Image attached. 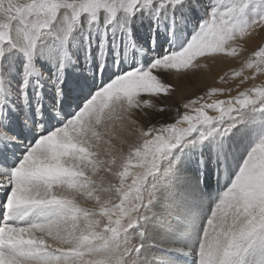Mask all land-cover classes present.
<instances>
[{"label": "snow or ice", "instance_id": "obj_1", "mask_svg": "<svg viewBox=\"0 0 264 264\" xmlns=\"http://www.w3.org/2000/svg\"><path fill=\"white\" fill-rule=\"evenodd\" d=\"M189 7L190 0H0V42L11 41L14 33L31 39L26 52L29 63L20 86L23 96L31 75V50L58 17L67 20L66 39L81 16L91 23L103 15L111 22L118 13L131 18L143 11L155 17L161 11L183 12ZM241 11L236 5L221 9L213 0L208 18L181 50L166 52L147 69L123 71L121 66V74L98 86L52 131H40L39 115L34 118L31 130L39 132L35 143L14 168L0 171V192L4 194L0 264H167L153 251L149 227L157 222L164 228L173 225L163 221L162 212L153 203L156 197L145 185L160 172L159 181L170 184L165 198L179 204L183 193L180 177L172 168L160 171L158 158L193 133L199 134L198 140L189 143L228 136L242 122V110L249 105L264 111V82H253L264 75V43L249 56L243 55V48L237 51L240 40L250 38L257 29L264 31V15L245 22ZM100 47L103 51V39ZM221 54L240 65L220 78L227 86L212 87L201 97L175 105L172 116L163 106L174 90L164 78L171 72L154 70H176L177 75L187 76V70L204 66L201 58L216 59ZM63 67L61 63L56 81L57 104L62 96ZM92 68H96L94 62ZM100 68L108 80L103 57ZM181 69L186 71L180 73ZM88 71L91 75V69ZM229 77L237 79L229 83ZM217 96L226 98L208 102V97ZM40 111L37 105V113ZM43 115L48 116L46 107ZM161 115H166L168 122L157 127L155 117ZM226 116L232 117V122L225 126ZM3 119L0 110V121ZM145 119L151 127H140ZM125 133L136 139L129 141ZM18 144L0 123V170ZM229 156L224 144H218L219 167L230 164ZM83 199L93 206L82 207ZM261 236L264 139L247 153L211 212L196 251L197 264H236V258Z\"/></svg>", "mask_w": 264, "mask_h": 264}, {"label": "rangeland", "instance_id": "obj_2", "mask_svg": "<svg viewBox=\"0 0 264 264\" xmlns=\"http://www.w3.org/2000/svg\"><path fill=\"white\" fill-rule=\"evenodd\" d=\"M217 3L219 4V7L221 9L233 5L241 7L242 11L240 13V17L245 22H250L253 19L259 18L261 15H264V0H217ZM212 6H213V0H190V7L183 12H178L177 10H173L171 11L172 13L170 12L169 14V13H165L164 11H161L162 14L160 13L155 17H153V15L150 12L141 11V12H137L131 18H128L123 14L118 13V15L114 19H112L111 22H108L107 24L108 26L106 25L104 29L97 28L96 22H91L90 23L91 26H89L90 35H88V32L86 33V31L81 29V27L79 26V22L81 20L80 18L79 22L76 25H74V29L80 31L79 32L80 38L78 41H74V44L82 43V46H86L88 43L90 46L93 47L92 52L96 51L99 53V59H101L102 55L104 58L105 56L108 55L109 57L108 60L114 62V64L117 67L115 68V70L109 72L108 80L105 79V81L103 82L104 84L107 83L110 79L115 78V74H121V66L123 68V71H131L133 69H147L155 59L160 58L166 52L181 50L191 40L193 35H195V33L199 30V25L208 18V13ZM203 10H205V12H203ZM121 15L123 17H121ZM120 21H122V23ZM121 25L122 26L124 25L123 26L124 28ZM77 26H79L80 29ZM130 26L133 28H130ZM46 32H48V30H46L44 33ZM135 32L137 35L135 34ZM161 32L164 34V36H162ZM89 38H91L92 40ZM102 39L104 40L103 51L101 50L100 47ZM114 42L117 44L115 48L113 47ZM262 43H264V31H260L259 29H257L255 32L252 33V36L250 38L245 37L244 39L239 41L237 45V51L239 52L240 49L243 48L244 50L243 55L249 56L251 55V52L257 48V45ZM110 49L111 52L108 53L107 51H109ZM200 60L202 62L201 65H204L203 67L192 71L187 70L188 75L189 77H191V79L190 81L187 79L184 81V92H183L184 95H181L180 93L177 94V90L175 91L173 90L174 92H172L171 97L163 101V106L168 111L171 112L172 116H175L176 114L175 105L183 104L187 100H192L201 97L203 96L205 91L210 90L212 87H217V88L226 87L227 85L222 84L220 82V78L224 76L225 73L230 72L233 68H239L240 66L238 60L233 59L231 57L223 58V54L217 56L216 59L202 58ZM89 61L93 63L92 58H89ZM91 70H92V75H95L96 77L95 80L97 81L101 77L100 74L102 73V71L100 70V66L96 64V68H92ZM154 71L156 73L171 72V75L164 76L165 81L170 84L173 83L171 80V76L177 74L176 70L158 69ZM185 71L186 70L181 69L180 73H183ZM192 72H194V74H192ZM233 79H237V78L229 77V83H231ZM253 82L256 84L264 82V75L258 76L256 80ZM172 85L174 86V84ZM96 90L97 88L94 89L93 93ZM232 94L235 95V92H233ZM225 98L226 97L223 96H217V97H208L207 99L208 102H211L212 99H225ZM159 109H160V104H157L156 111H159ZM180 111L183 112L184 109L181 107ZM242 111H243L242 122L237 124V126L233 128L232 132L229 134L235 137L234 142L237 149V157L239 155L240 156L238 158L235 157L234 160H230V164H227L228 166L224 164L223 168H225V166L226 168H228L227 179L224 184L225 186L221 191L220 190L218 191L216 186H214V188L212 187L213 184L215 183V181L212 178H210L209 180L210 182H207L206 179L203 178L204 174H202L203 171H201V169L205 165L201 164V162L204 163L207 162L206 163L207 165L214 163L213 161L215 160V154L213 153L214 154L213 155L212 153H210L211 151L208 150L209 145L207 143H210V141L214 140L213 142H215L216 145L221 144L220 142L223 140L222 139L223 137H219V136L210 137L208 140L203 142L204 144L199 143L198 145L197 144L198 142L189 143V141L198 140L199 134L193 133L191 136L186 137L175 148L167 150L164 154H162L158 158V167L160 171L166 170L168 168H172L173 170H175V172H177L176 174L180 177V181L182 182L181 188L183 186L182 185L183 183L188 182L187 179L193 182L198 180V187L201 191L200 195L202 196L200 199L202 204L195 207L193 212H195L194 214H196L195 218L197 217L196 224L198 226L197 235L199 241L202 235V232L199 233V231L204 229V227L206 226L205 222H207L208 218L210 217V214L214 210L215 205L222 198L223 193L230 187L243 159L245 158V156L251 150L252 147H254L261 139H264V111H261L257 106H252V105H249ZM209 114L211 115L214 113L210 112ZM141 115L144 116L143 113H141L140 116ZM155 119L158 120L156 124L157 127L159 126L160 122H168L166 120L167 119L166 115L156 116ZM231 122H232V117L226 116L224 118L225 126ZM247 122L249 123V125H247L248 124ZM145 125H147L148 127L152 126L148 124L146 120V123L141 124L140 127L143 128ZM126 135L129 141H134L136 139L135 138L136 136L134 135H130L128 133H126ZM198 146H200L203 151L198 150L197 149ZM200 158H202L201 161ZM178 163L180 166L177 165ZM189 171L190 172L192 171L191 174H189L190 173ZM159 175L160 172H156L154 176L149 177L148 183L145 185V189H150L152 193L155 195V197L159 199H164L165 197L163 194L166 191H168L165 190V188L170 190L169 188L170 184L161 183L159 181ZM184 175L186 176V178ZM97 178L99 179V177ZM168 184L169 187H167ZM155 190L156 191L159 190L157 192L158 194L156 193ZM85 201L87 202V199ZM198 244L199 242L196 243L197 248H198ZM196 251L191 256V261L193 262V264H197V256L195 255ZM170 253L172 254L170 256L174 255L172 250L170 251ZM194 256L196 259L194 258ZM177 258L179 257L173 256L172 259L177 260ZM238 258L241 261V264H261V261L264 260V236H261L257 242H255L253 245L248 247L244 252H242L238 256Z\"/></svg>", "mask_w": 264, "mask_h": 264}, {"label": "bare ground", "instance_id": "obj_3", "mask_svg": "<svg viewBox=\"0 0 264 264\" xmlns=\"http://www.w3.org/2000/svg\"><path fill=\"white\" fill-rule=\"evenodd\" d=\"M208 10H209V8H208ZM203 12H205V10H203ZM204 15H206V14H204ZM121 17H123V16L121 15ZM161 17H162V15H161ZM95 22H96L97 28H102V29H104V27L108 24V22H106L104 20L103 15H101V17ZM120 22L122 23V21H120ZM79 26L81 27V29L86 31V33L88 32V35H90L89 26H91V25L89 22H87L86 16L81 17V20L79 22ZM79 26H77V27H79ZM80 27H79V29H80ZM130 28H133V27L130 26ZM66 32H67V20L64 17H58L56 19V21L53 22L50 29H48V32L40 35L36 39L35 45L31 50V65H32L31 73H34V74L29 75L27 86L24 89V94H25V90H29L32 92L33 98H34V93H36L38 90V88H36L37 82H40V84L44 83V84H48V85L51 84L52 85V81H51L52 77L59 76L60 65L64 61L65 62L68 61V63H70V66L72 67L73 70L80 69L82 74L88 73L89 72L88 70L92 69V63L89 61V58H92L93 62L100 66L101 59H99V53L96 51L92 52V49H93L92 46H90L88 43L86 46H82V43L74 44V41H78L80 38L79 37L80 31H78L77 29H74V27H73L72 32L68 33L67 38L65 39V33ZM135 34H136V32H135ZM162 36H164L163 33H162ZM89 39H91V38H89ZM92 39H93V36H92ZM104 39H105V37H104ZM30 43H31L30 38L25 39L23 37V34H20L19 36H17L15 33L13 34V39L11 41L0 42V110H2L4 106H9V101L7 98L16 99L18 97V95L21 97L20 86L24 82L25 64L29 63V59H28V56L26 55V52L28 51V46ZM57 44H58V46H57ZM106 45H105V47H106ZM107 52L110 53L111 49ZM65 53L67 55H65ZM102 57H103V55H102ZM108 59H109L108 55L105 56V58L103 57V67H104V69H109V72H110L112 70H115V68L117 66L114 64L113 61H109ZM200 63H202L201 60H200ZM63 65H64V63H63ZM5 69L7 70L6 75L4 74ZM69 70H70L69 67H67V66L63 67V75L65 78H66V75H68ZM100 70L102 71V73L100 74L101 77L98 80L101 81V83H103L105 81V73H104L103 69L100 68ZM192 74H193V72H192ZM186 79L190 81L191 77H189V75L184 76V75H177V74H174L173 76H171V80L173 82L172 84H174V86H175L174 91L177 90V94L180 93L181 95H184L183 94V92H184V81ZM71 80H73V82H74L75 78H72ZM49 91L52 92V90H49ZM90 91H91V89H90ZM48 96H50V95H48ZM83 100H85V99H83ZM83 100H82V103H83ZM16 101H18V100H16ZM7 114L10 115V112L7 111ZM141 117H143V115H141ZM144 123H146V119L144 120ZM241 125H243V124H241ZM247 125H249V123ZM125 135H126V133H125ZM243 135H245V134H243ZM237 137H239V136H237ZM222 139L223 140L220 143L224 144L225 148L227 150H229V152H230L229 160H234V158L237 157V149H236V145L234 142L235 137L232 135H228V136H223ZM213 141L214 140L210 141V143H207V142H205V143H207L209 145L208 150L211 151L210 153L215 154V160L214 161L212 160L214 163L213 164L208 163L210 165H207L206 164L207 162L206 163L201 162V164H203L205 166L202 169L201 168L200 169H201V171H203V173H202V174H204L203 178L206 179L207 182H210L209 180H210V178H212L215 181V183L213 184L212 187L214 188V186H216L217 190L221 191L225 186L224 184H225V181L227 179V169L228 168H226V166H225V168H223L224 165L222 168L218 166L217 159H216L217 145ZM233 142H234V144H233ZM34 143H35V140L32 141L29 146H31ZM197 144L199 145V143H197ZM26 146H28V145H22V147H19V148L23 149L25 152L27 150V148L29 147V146L28 147H26ZM197 149L202 150L200 146H198ZM24 152L22 154H20L21 158H22ZM19 160H18V162H19ZM201 160H202V158H200V161ZM18 162L15 164V166L18 164ZM177 165H179V163ZM186 170H188V169H186ZM0 171H4V170H0ZM191 172L189 174H191ZM105 175H107V174H105ZM182 175H183V173H182ZM185 178H186V176H185ZM190 178H191V176H190ZM187 181L188 182H185L182 184L183 185L182 186L183 196H182V200L179 204H174L171 200H169L167 198L159 199L156 197V199L153 200V203L157 206V208L163 214V216H162L163 221L171 223L173 225L171 228H164V227H161L160 222H157V223L152 224L149 227L150 239L152 240V242L154 244L153 251L155 252L157 257H160V258H163L164 260H166L167 264H193V262L191 261V256L193 253H195V251L197 249L196 243L199 242L198 235H197L198 226L196 224V218L197 217L195 218L196 214H194L195 212H193V210L195 207L202 204V202L200 200L202 196L200 195L201 191L198 187V180L193 182V181L187 179ZM167 187H169V184L167 185ZM165 190H169V189L165 188ZM158 191H156V193ZM163 193H164V191H163ZM3 199H4V194H3V192H0V204H2ZM85 200L83 199L80 201L82 207H92L93 206L92 202H90L89 200H87V202H86ZM2 213H3V209H2V207H0V216L1 217H2ZM202 222H203V220H202ZM202 231L203 230L199 231V233H201ZM171 250L174 253L173 256L179 257V258H177V260H173L172 259L173 256H170V255H172L170 253ZM194 258H195V256H194ZM236 264H241V261L239 260L238 257L236 258Z\"/></svg>", "mask_w": 264, "mask_h": 264}]
</instances>
